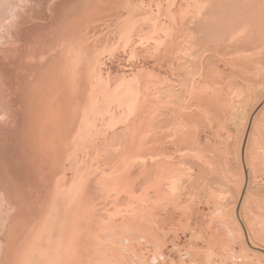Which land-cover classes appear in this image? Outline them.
Returning <instances> with one entry per match:
<instances>
[{
    "label": "rangeland",
    "instance_id": "1",
    "mask_svg": "<svg viewBox=\"0 0 264 264\" xmlns=\"http://www.w3.org/2000/svg\"><path fill=\"white\" fill-rule=\"evenodd\" d=\"M66 68L74 69L73 79L78 76L80 82L74 98L81 94L84 101L72 117L66 152L73 156L77 150L79 159L92 149L95 163L107 167L102 161L108 151H124L132 114L123 92L134 87L133 122L135 131L140 128L135 166L147 155V167L141 172L135 167V198L121 193L117 202V191L100 186L96 198L89 197L91 204L118 210L103 216L108 229L113 221L118 225L117 239L108 231L100 235L94 225L78 237L79 244H67L76 254L74 264H264V0H0L2 141L23 139L12 131L15 108L42 87L48 74L61 81ZM142 96L153 104L151 111ZM109 136H118L116 144L102 147ZM9 145L17 152L14 143ZM77 162L57 159L46 173L44 190L19 183L28 193L17 204L0 195V264L10 232L9 264H19L17 256L28 257L34 247H26L28 241H39L41 233L31 226L25 228L19 219L11 228L10 222L21 214L42 225L54 184L63 192L81 189L86 196L87 187L77 183L86 170L76 171ZM4 170L0 163V180ZM36 192L39 211L26 213L21 206L33 205ZM15 232L27 233L23 242ZM56 253V263L64 264V256Z\"/></svg>",
    "mask_w": 264,
    "mask_h": 264
},
{
    "label": "bare ground",
    "instance_id": "2",
    "mask_svg": "<svg viewBox=\"0 0 264 264\" xmlns=\"http://www.w3.org/2000/svg\"><path fill=\"white\" fill-rule=\"evenodd\" d=\"M131 1H134V0H131ZM126 4H128V3H126ZM131 4H128V5H131ZM143 5H144V3H143ZM87 7H88V5H87ZM126 8H128V6ZM132 9L134 10L136 8L134 7ZM86 11L88 12L89 8ZM89 12H91V11H89ZM143 12H144V10H143ZM135 15H136V13H135ZM147 15H149V14H147ZM109 17H110V15H109ZM93 18H95V17H93ZM93 18L90 19L91 20L90 24H92ZM103 18H105V17H103ZM138 18H139V16H138ZM131 19H130V21L132 22L134 19H132V20ZM130 21H129V23L131 25L129 23H127V25L129 24L131 27L132 23ZM114 23H115V20H114ZM133 23H134V21H133ZM82 24H83V22H82ZM90 24H87V25H90ZM104 24H105V22H104ZM87 25H86V28L89 27V26L87 27ZM100 25H102V24L100 23ZM125 25L126 24H124L123 27ZM136 25H134V26L136 27ZM93 27H96V26L94 25ZM78 29L80 30V28H78ZM103 29H104V27H103ZM110 29H111V27H110ZM123 29H126V28L124 27V28H122V30ZM149 30H150V28H149ZM85 31H86V29H85ZM89 31L93 32L92 30H89ZM108 31H110V30L108 29ZM144 31H146V30H144ZM125 32H127V31H125ZM130 32L133 34V31H130ZM79 34H80V32H79ZM95 35H96V33H95ZM111 35H112V33H111ZM113 36H115V35H113ZM113 36H111V38ZM118 37H119V35H118ZM127 37H128V34H127ZM97 39L99 40L100 37ZM101 39H103V38H101ZM82 48H84V47H82ZM85 48H87V46H85ZM94 50H95V48H94ZM88 51H90V50L88 49ZM69 55H68V57H69ZM73 58L76 59L75 57H73ZM93 58H94V56H93ZM115 58H117V57H115ZM96 61H97V59H96ZM48 67H49V65H48ZM71 70L74 71V69H70V68H66L64 70L65 74H63V76H61V81L58 79V77L55 78V76L48 74L46 76L44 84L42 85V83H41L42 87L39 89H36V88L32 89L33 94H31L30 96L27 97V101H25L23 103L20 102L22 105L18 108H15V113L17 114V116L15 115L16 120H17V125H14V127H13L14 129H12V131L15 132V134H17L16 135L17 137L15 136L16 139L19 136L22 137L23 139H21L18 142V141H13L14 140L13 137L12 138L7 137L5 139V141L4 140L2 141V139H3L2 136L4 133L3 132L4 126L2 124H0V143L2 141V144H0V157H1L2 161L4 162V163L3 162H0V163L5 168V170H4L5 177H2L0 180V183L2 184L1 185L2 187L0 189V195H2V197H4L5 201H7L8 203H10V202L14 203V201H21V200L26 198L28 191H27V189H25L19 185V183H21V182H25L26 184H28V186H27L28 189H36L38 191L39 188H43V190H44L45 188L42 187V183L48 182L50 179L49 177L46 178V173L47 174L50 173L51 169H53L55 167V161L57 159H59L61 162H64L66 160V158H68V160L70 162H73V160L77 159L78 160V162H77L78 167L76 168V171H78L80 169V167L83 168L84 170H86L85 172L79 174V178L77 180L78 184H80L81 186L84 185L87 187L86 196H85L84 192H82V195H81V189H78V190L75 189V191L74 190L72 191V187H69L70 188V189L68 188L69 191L63 192V191L59 190L58 184H54L53 187L50 188V190H49L50 191L49 198H48V200L44 206V209L42 210V213L44 214V219H42V225L39 224L40 221H38V223H36V222L31 223L29 221L30 218L27 220L28 217L26 216L27 217L26 218V217L22 216L21 214H20L19 218H13V220L10 222L11 228H13L14 224L17 223L18 220L20 219L22 225L25 228H29L31 226L32 230H36V232L41 233L40 234L41 238L39 239V241L36 244H35V242H29V241L27 242L28 245L26 247L34 246L32 251H30V253L27 255L28 257H23V256H17L16 257L15 262L19 263V264H57L56 263V255H57L56 252L57 251L60 252L58 255L64 256V264H67V262H69L68 264H74L73 258L75 259L76 254H75V252H72V250L67 246V244L69 243V241H73L75 244H79L78 243L79 242L78 237L82 238L84 236L85 232H88L89 230H93L94 225L98 229V233L100 235H102V233L108 231V232H111V235L117 239V230L116 229L119 228L118 225L116 226L113 223L114 222L113 221L111 223V227L109 228L110 229L109 230L107 228V222H106L105 218H107L109 216L111 217V216L115 215V213L119 214L117 212L118 210L108 211L106 209L107 207L105 208V206L103 205L102 202L101 203L97 202V203L91 204L89 201V197H90V199L96 198L97 193H98L97 187H99V186L100 187H109V188H112L113 190L117 191L118 193H114V194H116L115 197L117 198L116 199L117 202H118L117 196H119V194H121V193H125L126 196L129 195L128 197L135 196V176H136L135 175V167L136 168L139 167L138 168L139 171L141 170L142 166H143V169H144V167H147L146 166L147 162L146 163H145V161L143 162V159L145 160V157L147 156L146 153L143 154V157L141 156L139 158V161H138L139 163L135 166V137L137 138L136 133L139 131L140 128L137 131H135V125H134L135 122H133V121H135V88L134 87H132V89H131V87H129L124 92L122 91L124 98H125V101H126L128 111H130L132 114V118L129 117L130 119L128 120L130 126H126V128H125L126 131L128 132V134L130 133V135H129L130 138H129V142H127V146H126L124 151L121 152L119 150L114 149L112 151H108L106 153V155L104 154L105 156H104V160L102 161L103 162L102 164L107 165V167L106 166L104 167L102 165L95 163L96 154L94 153V151L92 149H89V148H88L89 150L87 149V152L83 151L82 156L80 155L81 157L78 159L75 156L78 153V151L75 150V148L78 147V145L80 144V141H78L79 144L73 149V150H75L73 152V154H74L73 156L71 155L72 151L70 154L71 157L66 152V150L68 148V143L66 142V139H69V133L68 132L72 126V123H71L73 120L72 117L76 112L75 111L76 107L80 109L81 105H83V103H84L83 99H81V94L75 96L76 98H74V93L78 89L80 90L81 87L79 88L80 82H78V83L76 82V78L78 76H76L73 79V73ZM93 75H94V73H93ZM97 75H98V72H97ZM123 76H125V73ZM93 80H92V82H93ZM98 81L99 80H97L96 82H98ZM102 85H103V82H102ZM107 85L109 87V83ZM107 85H106V88H107ZM79 90H78V92L80 93ZM154 90H155V88H154ZM95 91H96V89H95ZM98 91L100 92V90H98ZM155 91H153V92H155ZM132 94H134V95H132ZM132 96L134 98H132ZM94 97H96L95 94H94ZM23 98H25V97H23ZM107 98H108V96H107ZM142 98L144 101L151 104L150 108H148L149 111H151L150 109L153 107L152 106L153 104L148 101L147 96H142ZM156 104H158V102ZM95 106H96V104H95ZM99 106H100V104H99ZM0 108H2V107L0 106ZM1 110H3V108ZM11 111H12V108H11ZM90 113H91V111H90ZM142 114L144 115V112ZM145 114L146 115L148 114V110ZM76 115H77V112H76ZM84 115H85V111H84ZM99 115H100V113H99ZM150 116H151V114L149 115V117ZM141 121L143 122V120H141ZM1 122L3 123L4 120ZM143 123H145V122H143ZM85 124H86V118H85ZM87 124H89V123H87ZM86 126L87 125H84L83 129H85ZM97 126H99V125H97ZM122 126H124V125H122ZM15 127H17V128H15ZM154 127H155V125L153 126V128ZM145 128L148 130L147 127H145ZM113 130H111V131H113ZM83 131L84 130H82V132ZM143 132H144V129H143ZM82 134H84V133H82ZM106 134H108V132ZM144 135H146V134H144ZM113 137H115V139H116L118 136L117 137L113 136ZM113 137L109 136L108 139H105V137H102L105 139V142H103L102 147H106L108 144H111L110 145L111 147L114 146V144H116V143H115V139L113 141ZM74 140L77 141V139H74ZM80 140H81V138H80ZM11 142L14 143L15 149L17 150L18 153L17 152H11L13 149L11 148L12 150H10L8 148V146H10L9 144H11ZM143 143H144V141H143ZM25 144H28V146H29L27 154L24 153V145ZM83 144H85V143H83ZM105 144H106V146H105ZM147 144H149V142H147ZM90 146H88V147H90ZM93 146H94V144H93ZM145 146H146V144H145ZM98 147H96V148H98ZM143 148H144V146H143ZM6 149H8V152H9L8 154L5 152ZM93 149H95V148H93ZM97 159H98V156H97ZM79 163H80V165H79ZM161 166L163 167V164ZM79 171H81V169ZM61 172H64V171L62 170ZM52 179L55 180V178H52ZM53 182L54 181L51 180V183H53ZM63 184L65 185V183H63ZM55 186L58 188L57 192H55V189H56ZM88 194H89V196H88ZM82 197H85L84 200H82ZM71 198H72V201L77 200V202L71 203ZM133 198H135V197H133ZM11 199H13V201ZM33 199L35 201V203L33 205H29L28 204L29 202L26 204H22L21 207L26 213L27 212L28 213H36L39 211L37 205L40 202L41 197H39L37 192H36V196L33 197ZM14 204H17V203H14ZM18 205H20V204H18ZM117 209H119V208L117 207ZM123 214H127V210H125V212H123ZM17 215H19V214H17ZM71 221H72V223H71ZM77 224H79V229H76ZM125 226L128 228V226L124 224V228H125ZM19 227H20V229H22L21 226H19ZM11 228L9 229V231H11ZM78 230H79L78 236L76 239H74V233H75V231H78ZM15 233H17V237H18V239H20L21 242H23L24 236H27V233H25V232H15ZM11 235H12V232L9 233V236L7 238L6 248L4 250L5 253L2 257L3 261L1 260L2 261L1 264H7L8 262L10 263V260L12 258L13 254H9V249L11 247V241L13 239V237H11ZM97 240L101 241V239H98V238H97ZM61 242L63 244L66 242V245L60 246L59 244ZM86 248H87V244L85 246V250H86ZM95 258H96V256H95Z\"/></svg>",
    "mask_w": 264,
    "mask_h": 264
}]
</instances>
